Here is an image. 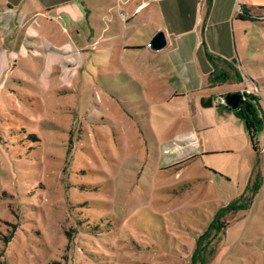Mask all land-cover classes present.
Here are the masks:
<instances>
[{
	"label": "rangeland",
	"instance_id": "rangeland-1",
	"mask_svg": "<svg viewBox=\"0 0 264 264\" xmlns=\"http://www.w3.org/2000/svg\"><path fill=\"white\" fill-rule=\"evenodd\" d=\"M8 1L0 264H264V122L256 154L208 76L191 91L142 78L145 55L95 35L122 0H62L52 19L44 0ZM236 26L241 80L226 83L255 81L264 116V26Z\"/></svg>",
	"mask_w": 264,
	"mask_h": 264
},
{
	"label": "crops",
	"instance_id": "crops-1",
	"mask_svg": "<svg viewBox=\"0 0 264 264\" xmlns=\"http://www.w3.org/2000/svg\"><path fill=\"white\" fill-rule=\"evenodd\" d=\"M44 1L46 15L52 19L51 9L61 4L62 0ZM106 1L115 4L113 0ZM238 3L239 0H122L126 8L120 13L121 18L114 11L107 10L108 14L116 17V22L109 17L108 21L101 22L102 26L107 27L105 31L95 35L99 36L101 42L117 40L121 52H141L145 55L147 64L140 73L142 78L148 76V79L159 81L170 77L176 82L177 88L191 91L200 89L204 81L202 76H208V86L214 89L215 96H212L211 105L224 106L216 100L219 94L244 87L229 86L226 82L211 83L214 69L205 55L207 50L231 62L235 52L233 42L236 40V19L241 21L237 17L238 13L243 10L249 15L260 14L263 9ZM12 6L9 0L3 8L10 10ZM3 19L5 23L8 22L7 16ZM156 31H162L166 36V44L159 51L148 46ZM110 47L112 50L114 46ZM223 108L228 119L241 120L233 110L227 106Z\"/></svg>",
	"mask_w": 264,
	"mask_h": 264
},
{
	"label": "trees",
	"instance_id": "trees-1",
	"mask_svg": "<svg viewBox=\"0 0 264 264\" xmlns=\"http://www.w3.org/2000/svg\"><path fill=\"white\" fill-rule=\"evenodd\" d=\"M264 9V8H263ZM237 17L244 21H257L258 23L264 26V21L260 19L259 13L246 14L243 10L238 13ZM206 58L211 62L213 66V72L211 73L210 81L213 84L224 83L226 81H232L234 79L241 80L240 76L236 72L237 69L235 65L228 60L221 59L217 56H214L213 53L206 50ZM219 70L220 74L214 75L215 71ZM251 83L257 86L256 82L251 80ZM259 91V90H258ZM238 94V93H236ZM239 95V94H238ZM241 103L238 108L233 110L235 115L240 118L245 124V130L248 134L249 140L251 141V147L254 152L257 154V139L256 133L261 129V124L264 122V116H258L255 111V104L258 105L259 96L250 94L246 97L245 100L241 99V96H238ZM218 212L214 216L213 222L209 225V228L214 226V222L218 216ZM208 228V229H209Z\"/></svg>",
	"mask_w": 264,
	"mask_h": 264
},
{
	"label": "water",
	"instance_id": "water-1",
	"mask_svg": "<svg viewBox=\"0 0 264 264\" xmlns=\"http://www.w3.org/2000/svg\"><path fill=\"white\" fill-rule=\"evenodd\" d=\"M166 44V36L162 31H156L153 37L149 40L148 46L152 50H161ZM235 59H232V62H235ZM238 94L236 93H225L224 94V101L228 108L231 110H235L238 108L241 101L238 98Z\"/></svg>",
	"mask_w": 264,
	"mask_h": 264
},
{
	"label": "built area",
	"instance_id": "built-area-1",
	"mask_svg": "<svg viewBox=\"0 0 264 264\" xmlns=\"http://www.w3.org/2000/svg\"><path fill=\"white\" fill-rule=\"evenodd\" d=\"M238 11H239V10H238ZM259 16H260V19L264 21V9H262V10L260 11ZM229 93H238V94L241 96V99H242V100H245L246 97H247L248 95H250V94H253V95H256V96H258V95L260 94V92L258 91L256 85L254 86V88H253L252 90H249V89H247V88H243V89L241 88V89H239V90H237V91L229 92ZM224 94H225V93H224ZM224 94H220V95H219V99H218V101H219L221 104H225V101H224V99H225V98H224Z\"/></svg>",
	"mask_w": 264,
	"mask_h": 264
}]
</instances>
